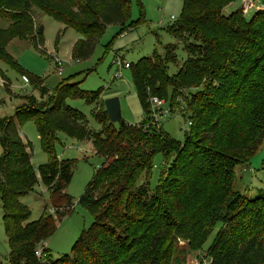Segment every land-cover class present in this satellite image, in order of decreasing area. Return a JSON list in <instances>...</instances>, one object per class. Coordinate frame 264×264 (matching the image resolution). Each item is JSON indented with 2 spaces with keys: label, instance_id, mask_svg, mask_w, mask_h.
I'll return each mask as SVG.
<instances>
[{
  "label": "trees",
  "instance_id": "1",
  "mask_svg": "<svg viewBox=\"0 0 264 264\" xmlns=\"http://www.w3.org/2000/svg\"><path fill=\"white\" fill-rule=\"evenodd\" d=\"M237 1L183 0L182 18L169 29L178 44L168 45L164 56L156 52L130 64L145 117L151 99H165L169 88L189 94L184 115L193 123L183 146L163 129L147 128V121L117 128L105 107H96L94 116L102 125L109 123L93 133L87 117L64 99L73 95L95 102L102 90L71 93L64 82L49 96L50 104L27 95L14 116L0 118V199L11 250L0 264H174L178 242L197 251L219 223L206 252L210 264H264V191L247 198L235 189V168L249 163L264 140V8L250 20L243 9L225 14ZM131 10L132 0H0V21L8 25L0 27V61L16 63L8 52L14 39L43 44L44 27L35 30V21L46 14L81 35L73 47V59L81 62L109 27H118L120 35L139 24L130 20ZM180 44L187 60L171 76L168 68L178 66ZM34 84L41 98L50 95L45 85ZM29 119L35 120L49 157L38 175L32 145L18 134V125ZM60 133L91 141L105 161L79 199L93 217L92 226L71 254L55 260L46 247L57 229L54 218L30 221L31 212L20 200L40 181L52 196H65L66 212L55 207L58 218L72 213V198L64 192L73 165L56 155ZM158 154L174 161L153 192L149 175ZM37 250L48 259L37 258Z\"/></svg>",
  "mask_w": 264,
  "mask_h": 264
},
{
  "label": "rangeland",
  "instance_id": "2",
  "mask_svg": "<svg viewBox=\"0 0 264 264\" xmlns=\"http://www.w3.org/2000/svg\"><path fill=\"white\" fill-rule=\"evenodd\" d=\"M254 2L258 3L256 9L248 8V0H239L227 7L224 13L229 15L243 9L244 16L250 20L257 11L264 8L260 0H254ZM183 7V0H132L130 20L139 24L134 28H127L120 35L118 27H109L100 37L91 57L82 59L79 63L73 59V47L82 39L81 35L52 17L42 14L35 21V30L41 26L44 27L43 44L39 46L35 41L14 39L8 46V52L16 63L12 67L0 61V118L14 116L17 109H22L27 104L24 98L27 95H34L38 102L50 104L49 96L55 95L64 82L63 84L72 86L71 93L80 90L94 94L102 90L95 102L73 95H68L64 99L65 105L80 111L87 117L93 133H99L109 123L102 125L94 116L96 107L102 109L104 101L109 98L119 99L122 120L126 124L144 123L145 114L134 88L132 71L123 68L120 62L136 64L144 57H153L156 52L164 56L168 45L178 44L169 29L182 18ZM5 22L1 20L0 27L7 28L8 25ZM176 56L178 66L170 64L168 68L171 76H175L179 66L187 60L182 44L178 45ZM58 61L61 62L60 67L57 64ZM59 68L63 70L62 76L57 73ZM117 73L121 74V77L116 78ZM23 76L29 78V84L23 81ZM35 82L38 85H45L50 95L41 98L40 92L35 89ZM168 92L164 100H166L167 108L172 107L173 113L169 117L160 116L159 123L165 133L183 146L190 132L188 118L184 115L187 113L185 108L189 94L173 93L172 88H169ZM114 126L119 128L121 125L114 124ZM18 130L22 141L32 145V164L38 175V169L49 162V157L42 149L35 120L24 121L18 125ZM55 151L60 161L71 162L73 165V178L64 192L72 198V213L59 219L55 207H60V212H66L65 196H52L49 188L40 181L34 191L20 201L29 208L30 221H37L44 215L54 218L57 229L47 241L46 247L51 251L53 259L57 260L63 255L71 254L73 246L83 231L93 224L92 215L79 204V199L105 159L96 155L91 141L81 142L64 133L59 134ZM3 155L4 150L0 144V158ZM173 161L174 157L166 160L161 154L156 156L149 175L151 191L154 192L158 188L161 177L164 173H168L167 164L171 165ZM263 161L264 140L249 163L235 168V189L240 195L250 198L264 191ZM3 215L0 199V262L6 263L11 250ZM220 229L219 223L197 251L189 250L186 242H178L173 253L174 264H209L210 259L206 256V252ZM204 258H206L205 262H203Z\"/></svg>",
  "mask_w": 264,
  "mask_h": 264
},
{
  "label": "built area",
  "instance_id": "3",
  "mask_svg": "<svg viewBox=\"0 0 264 264\" xmlns=\"http://www.w3.org/2000/svg\"><path fill=\"white\" fill-rule=\"evenodd\" d=\"M249 1V7L252 9H256L258 7V3L254 2V0H248ZM174 19V18H172ZM79 63V61H77ZM58 66H61V62L58 61L57 62ZM120 65L125 68V69H129L130 65L128 63H123L122 61L120 62ZM62 72L63 70L61 68L58 69V75L62 76ZM116 78L121 77V74H116L115 75ZM23 81L26 84L30 83V80L28 77L23 76ZM173 113V109L172 107L167 108L166 107V100L164 99H159L157 97H154L151 99V113L149 114V117H145V121H147V128H151L154 127L156 129H162V127L160 126L159 123V118L160 116L163 117V115H166L167 117L171 116ZM193 122H189V127L192 126ZM35 255L37 256V258H39L40 260L46 261L48 259V255H46L42 250H37L35 252ZM206 261V258H204L203 262ZM211 263V259L209 261V264Z\"/></svg>",
  "mask_w": 264,
  "mask_h": 264
},
{
  "label": "water",
  "instance_id": "4",
  "mask_svg": "<svg viewBox=\"0 0 264 264\" xmlns=\"http://www.w3.org/2000/svg\"><path fill=\"white\" fill-rule=\"evenodd\" d=\"M104 107L112 124L125 125V122L122 120L121 105L118 98L107 99L104 101Z\"/></svg>",
  "mask_w": 264,
  "mask_h": 264
}]
</instances>
